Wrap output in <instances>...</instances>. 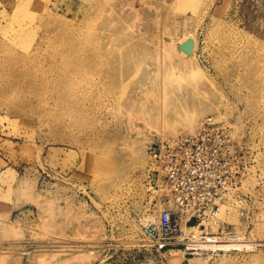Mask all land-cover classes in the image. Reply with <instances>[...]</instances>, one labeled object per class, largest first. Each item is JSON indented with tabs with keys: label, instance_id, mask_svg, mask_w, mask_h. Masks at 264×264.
<instances>
[{
	"label": "rangeland",
	"instance_id": "obj_1",
	"mask_svg": "<svg viewBox=\"0 0 264 264\" xmlns=\"http://www.w3.org/2000/svg\"><path fill=\"white\" fill-rule=\"evenodd\" d=\"M87 12L95 18L84 24ZM263 13L264 0H0V264H264ZM117 35L128 41L118 47L121 89L104 80L98 51ZM185 37L195 40L190 56ZM73 54L78 73L66 68ZM165 80L172 87L152 91ZM68 92L84 103L69 110L59 98ZM157 96L168 115L198 111V129L213 121L242 147V188L208 226L236 230L255 249L187 255L147 243L141 219L176 210L150 174L148 148L196 132L150 118ZM136 137L141 164L128 156Z\"/></svg>",
	"mask_w": 264,
	"mask_h": 264
},
{
	"label": "built area",
	"instance_id": "obj_2",
	"mask_svg": "<svg viewBox=\"0 0 264 264\" xmlns=\"http://www.w3.org/2000/svg\"><path fill=\"white\" fill-rule=\"evenodd\" d=\"M237 145L213 121L204 122L193 134L150 144V174L164 182L168 199L176 205V210H160L157 224L143 226L150 246L191 255L210 243L241 239L236 230L208 226L225 197L242 188L248 162Z\"/></svg>",
	"mask_w": 264,
	"mask_h": 264
},
{
	"label": "bare ground",
	"instance_id": "obj_3",
	"mask_svg": "<svg viewBox=\"0 0 264 264\" xmlns=\"http://www.w3.org/2000/svg\"><path fill=\"white\" fill-rule=\"evenodd\" d=\"M255 6H257V5H255ZM257 10L263 11L262 8L261 9L258 8ZM250 11H252V10H250ZM94 18H95L94 12H87L86 15L84 16V19H85L84 24L90 23V21H93ZM255 27H256V25H255ZM257 29H258V26H257ZM70 38L72 39L73 35H71ZM184 42H185V43H183L184 47H185L184 51H185V53L187 55L190 56V54H192V52H193V50L195 48V40H194V38H191V37H187V38L185 37L184 38ZM126 43H128L127 39L122 38L119 35H117V36H115V37H113L111 39H109L106 36V38L104 40L102 39V42H101L100 46L98 47L99 53L103 57H105L104 58V65H103V69H102L103 70L104 80L107 82L108 79L114 78V84L118 85L119 89H121L122 77H123L122 74H123V71H124L123 64H121V62H123L124 59H125V52L124 51H119L118 47L121 46V45H126ZM131 45L139 47V44L137 42H133ZM108 53H112L113 54V57L111 59H109V60H107V54ZM75 55L76 54H73V57H71L67 61V63L70 64V65L67 66L66 68H68L69 72L78 73V72L82 71L84 67L81 66V65L74 64L75 63V57H74ZM91 65L96 66V63L92 62ZM62 79H63V85H62L63 87L70 88V87L74 86V82L71 81V79L68 76H65V77L63 76ZM173 84L174 83H172L170 80H165V82L161 81L160 84H157V85H155V87H153L152 91L168 89L169 87H172ZM57 85H58V83H57ZM37 86L38 85H36V87ZM182 87L186 88V87H184L181 84V81H178L177 88L180 89ZM191 89L192 88L190 87V89H189L190 92H193V90H195V88H193L192 90ZM118 90H116L112 94V96H115V95L117 96L118 94L121 95V90L119 92H118ZM189 91H188V87H187L186 91H184V93L187 94V93H189ZM159 94H161V93H159ZM120 95L117 96L118 99L120 98ZM181 97H185V96H181ZM59 98H60V100L63 102V104L68 109L69 108H73V109L74 108H78L79 106H81V104L84 103L83 101L82 102L78 101V97L72 92H68L65 95H60V93H59ZM59 98H58V100H59ZM158 99H159V96L156 97V100H153L154 102L152 101L153 103H152L151 108L154 109V111H153L152 114H150V116H149L150 118L152 117V118L156 119L159 123H165L167 121H172L173 118H179L181 120H186L187 126H188V128H187L188 130H192V131H197L198 130V126H196V123H197V119H199V118L197 117L196 114L200 113V112L197 111L196 114H195V112L192 111V110H188L187 111V110L184 109L183 111H179V109H178V112L174 113L173 115L172 114L168 115V108H169L170 104H167L168 102H166V103L164 102L165 104L164 103L160 104L159 103L160 99L159 100ZM178 105H179V100L177 101V107H178ZM180 105H182V102L180 103ZM119 112H120V109H118L117 117L115 118V120L113 122L115 124V127H116L115 128L116 132L114 134L115 137H118L123 132L122 128H121L123 119L121 117V114H118ZM211 119H213V118H211ZM214 119H218V117L214 116ZM205 121H207V120H205ZM182 134H184V133H182ZM171 139H173V138H171ZM141 144H142V140L140 139V137L133 138L132 140L129 139L128 143H127V149H128L129 158L133 159V161L137 162L138 164H141L144 161L145 157H146L145 151H144L143 146ZM108 167H110L114 171H117V170L122 171V169H123V166H111V165H108L107 168ZM245 175H246V173H245ZM244 176H243V179H244ZM243 179H242V183H243ZM242 183H241V186H242ZM168 200L172 201L171 199H168ZM172 203L175 205V203L173 201H172ZM175 207H176V205H175ZM219 212H220V206H219L218 210L216 211L215 215L212 217V220H214V218H216L217 215L219 216ZM158 214H159V212H158ZM141 223L144 224V225L148 224V223L157 224L158 223V215H157L156 218L144 217V218L141 219ZM242 238H243V234H242L241 239H239L237 241H227V242H219V243H212V244L210 243V244L204 246L202 252H207L208 250H210L213 253H219L221 251L225 253V252H230V251H251V250L255 249V245L257 246V243H254V242L248 241V240H244ZM200 252H199V254H201ZM179 255L178 256L175 255V256H177L176 259H178ZM199 257L200 256H198V258ZM194 258H197V257H194ZM199 260L193 259V258L189 259L191 264H198L197 261H199Z\"/></svg>",
	"mask_w": 264,
	"mask_h": 264
}]
</instances>
